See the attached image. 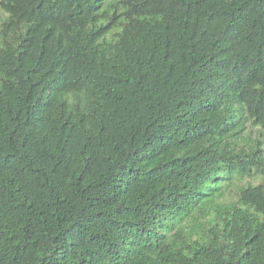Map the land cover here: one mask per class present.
<instances>
[{"label": "trees", "instance_id": "16d2710c", "mask_svg": "<svg viewBox=\"0 0 264 264\" xmlns=\"http://www.w3.org/2000/svg\"><path fill=\"white\" fill-rule=\"evenodd\" d=\"M103 6L0 1V264H264V0Z\"/></svg>", "mask_w": 264, "mask_h": 264}, {"label": "rangeland", "instance_id": "374dc122", "mask_svg": "<svg viewBox=\"0 0 264 264\" xmlns=\"http://www.w3.org/2000/svg\"><path fill=\"white\" fill-rule=\"evenodd\" d=\"M1 1V0H0ZM120 0H104V10H109L110 12L116 11V6ZM6 18V14L0 8V26L3 20ZM246 134L250 136L252 139H257L264 142V132L259 126H255L252 123L248 124ZM253 184L259 183V179H253ZM239 184L237 183L235 186H231L229 189L225 191V198L221 200V202H229L231 200L236 199V194L238 193ZM208 221L206 220L203 224V227H207Z\"/></svg>", "mask_w": 264, "mask_h": 264}]
</instances>
